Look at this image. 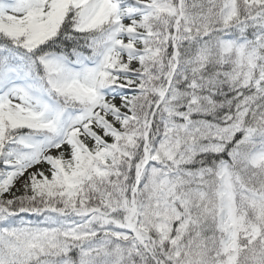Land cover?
Instances as JSON below:
<instances>
[{
  "label": "snow or ice",
  "instance_id": "snow-or-ice-1",
  "mask_svg": "<svg viewBox=\"0 0 264 264\" xmlns=\"http://www.w3.org/2000/svg\"><path fill=\"white\" fill-rule=\"evenodd\" d=\"M0 264H264V0H0Z\"/></svg>",
  "mask_w": 264,
  "mask_h": 264
}]
</instances>
